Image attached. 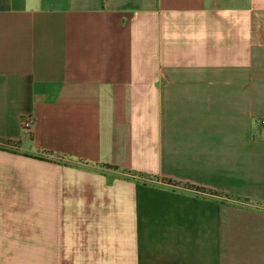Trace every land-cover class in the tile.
<instances>
[{
  "label": "crops",
  "instance_id": "1",
  "mask_svg": "<svg viewBox=\"0 0 264 264\" xmlns=\"http://www.w3.org/2000/svg\"><path fill=\"white\" fill-rule=\"evenodd\" d=\"M0 140V264H264V0H0Z\"/></svg>",
  "mask_w": 264,
  "mask_h": 264
},
{
  "label": "trees",
  "instance_id": "2",
  "mask_svg": "<svg viewBox=\"0 0 264 264\" xmlns=\"http://www.w3.org/2000/svg\"><path fill=\"white\" fill-rule=\"evenodd\" d=\"M16 145H18L17 142H13V141H9V140H0V147L1 148H9V149H11V148L15 147ZM162 181L165 182V183H168V184H172V185H175V186H182V187L193 189V190H196V191H199V192H209L211 194L221 195L220 192L215 191V190L206 189V188L199 187V186H196V185H193V184H189V183L174 181V180H171V179H168V178H163Z\"/></svg>",
  "mask_w": 264,
  "mask_h": 264
},
{
  "label": "built area",
  "instance_id": "3",
  "mask_svg": "<svg viewBox=\"0 0 264 264\" xmlns=\"http://www.w3.org/2000/svg\"><path fill=\"white\" fill-rule=\"evenodd\" d=\"M32 118L31 117H23L21 120L22 126L24 129L28 130L32 125Z\"/></svg>",
  "mask_w": 264,
  "mask_h": 264
}]
</instances>
